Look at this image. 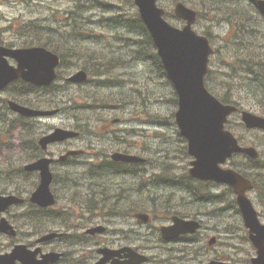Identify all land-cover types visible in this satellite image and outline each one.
Segmentation results:
<instances>
[{"label": "rangeland", "instance_id": "obj_1", "mask_svg": "<svg viewBox=\"0 0 264 264\" xmlns=\"http://www.w3.org/2000/svg\"><path fill=\"white\" fill-rule=\"evenodd\" d=\"M78 1L82 7L79 9L77 6V10L84 11V15H88L90 21L88 22V27L94 29L92 34L96 35V40L91 41V37L85 34L76 35V42H78V46L80 45L83 48H88L92 51V48L95 47L97 54H102L106 58L108 56L121 57L124 53L127 52L128 47H130V43L132 40L130 38L136 39L134 36H126L120 35L118 37H114L113 32L106 28L105 26L97 27L94 21H97L102 13H104V7L101 3H117L123 4L122 0H0V42H8L14 41L15 46H20L22 41L26 39V36L16 35L18 33L17 29L19 28L18 23H23L28 20H38L46 26H52L54 28H59V24L62 23L65 27L68 23V17L70 18L69 22L76 16L70 15L69 10L75 8V3ZM176 0H161V6L166 9L174 8V2ZM190 4L196 6L195 9L198 10L199 19L195 24L194 28L198 33L202 34L204 32H209L211 34V42L212 46L217 50V54L211 57L210 68L213 70V73L208 76L206 79V83L210 89V92H213L216 95L220 96H228L226 94L223 82L228 80L232 83V91L230 95L232 99H235L242 109L251 110L253 112L258 111V107L256 105V100L258 99V89L256 85L252 84V76H249V79H241L242 75L249 73V63L250 61H258L261 62L264 57V48H262L261 38H253L246 39L242 44L248 47V51H243L238 58H234L233 66L230 69L226 63H230V56L232 52H234L236 48V40L235 35L237 34V30L232 28L229 17L230 13L233 12V7L230 2L227 0H223L219 3V0H189ZM242 4V3H241ZM244 6H247L245 3ZM128 8V7H127ZM240 15L244 18L245 21L252 22L254 25H258L260 28L264 29V23L257 22L251 14H247L245 10L241 7H237ZM214 9V10H213ZM81 19V18H80ZM168 20L171 24L175 26H182L185 22L178 17L173 15H169ZM16 31H13V30ZM89 32H87L88 34ZM17 38V39H16ZM94 45V46H93ZM92 47V48H91ZM65 51V50H64ZM66 53V62L63 67H66L70 60V52L67 50ZM83 65H87L90 70L94 69L93 66L96 64V60L85 59L81 62ZM154 64V63H153ZM155 65V64H154ZM154 68V67H153ZM157 69V68H155ZM76 68L69 70L65 76H69L72 72L76 71ZM258 71L256 76L260 79V77H264V73L261 69H257ZM117 74H119V78L122 80L123 85L118 86V90L120 92H132L134 94V98L137 101L136 94L142 96L140 98V102L137 106L148 111L140 117L136 118V113L138 111L134 110L135 108L132 106H128L122 108L121 112L118 114H96V113H104V109H100L95 105L93 109L89 110V115H92L94 119L98 116H105L108 118L119 117L121 119H127L131 114L132 115V124H128L135 128L137 131L144 130L143 134L146 135L145 138L136 139V145H131V148H138L142 153L145 150H148V157L150 159L153 158L154 155H162L166 156L167 160L173 165L176 166L178 172H184V166L189 167V162L191 160L190 157H185L182 150L184 146V142L182 138L179 137L175 125V117L174 113L177 110V104L171 101V97L173 96L171 91H173V86L168 81L163 78H156V73L152 70L150 65H144L142 63L131 62L127 64L122 69H117ZM255 76V75H254ZM130 82H127V81ZM256 84L259 82L253 80ZM58 85L62 86L65 81L61 79L57 81ZM71 91V90H70ZM111 90H105L104 88L97 93V99L103 98L104 95H108L109 99L111 97H116L115 100L120 97V93L116 92L113 94H109ZM117 91V90H115ZM15 90L10 89L5 93L0 94V192L5 190L6 194L11 192L10 189L13 188V184L11 180L5 175L2 170H7L11 174V178L15 177V180L20 185V187L26 189L28 186L24 184L22 179L19 177V171L23 166L32 159L28 153H25L24 150L20 147L23 143L21 142V124L18 123L16 126H10L9 120L11 118L17 119L14 114L9 113L8 110H3L1 105L3 104V99L9 97V95L15 94ZM9 93V95H7ZM72 96L74 98L75 105H84L85 101L80 100L79 96L76 94L77 92H72ZM62 97L67 95L69 96V91H60ZM66 97V98H67ZM144 98L151 100L148 105H142ZM97 104V103H96ZM113 103L112 105H114ZM136 104V102H135ZM111 105V106H112ZM118 109H114L117 111ZM3 112L6 113L2 114ZM94 112V113H93ZM73 113H69L67 111H59L58 114L38 119V124L43 125L41 129H45L50 131L55 127H68L71 124L73 125ZM231 130L236 134L237 137H241L243 143H251L259 144V136L251 133H246L241 126L239 125V121H241L238 115H234L231 117ZM2 123V124H1ZM119 127V126H117ZM140 127H142L140 129ZM103 124L100 123L96 126L95 130L97 134L93 133L91 130L89 133H84L81 138H79L75 143L79 146L84 147L87 143L89 147H93L95 150H100L103 153L110 154L114 150H116V143H113L110 139L106 146H104L103 141L108 140V138L102 135L103 132ZM135 132V131H134ZM101 137V138H100ZM30 141V140H29ZM264 143V142H263ZM64 149V145H54L52 146V150L62 151ZM93 149H89V153L81 158L80 160L86 161L88 168L90 166L89 161H93ZM260 150L264 151V144L260 146ZM140 153V154H142ZM146 155V154H145ZM147 156V155H146ZM77 160L72 162L66 166L62 164H57L55 166L54 172L60 175L63 173L68 174L73 179H77L80 177V173H82V169L85 168L84 163L81 165L82 168L75 167ZM161 161H158V164H161ZM84 166V167H83ZM81 169V170H77ZM149 169H152L150 167ZM15 174V175H12ZM151 174V173H149ZM65 180V178L63 179ZM62 180V181H63ZM81 181V180H79ZM74 182V183H73ZM117 182L116 178L105 184L106 188H94L91 192L87 193L83 196V200L89 197V195L93 193H97L98 191L108 192L107 188L111 189L115 186ZM75 180H68L65 183H58L56 186L54 185V189L56 187V192L59 195H69V190L75 187ZM66 188H65V187ZM33 187L30 186V188ZM68 187V188H67ZM139 187V186H138ZM222 186H215V191H220ZM182 190V189H181ZM96 191V192H95ZM179 186H173L167 189V191H160L152 187L151 190H148L147 193L139 192L135 189L134 193L137 196V201H139L140 197L144 194L148 196V205L153 203L151 197L154 196H162L165 197L160 202H163L167 207L164 209L170 210L174 207L176 209H181L180 207L184 203L190 202L192 200L191 196H189V192L185 190L184 193L180 191ZM68 192V193H67ZM253 202L257 208V210L261 213V218L264 221V206L258 202V199L255 193L251 192L250 194ZM105 198L100 195L97 196V199ZM169 202H165L167 200ZM86 202V201H85ZM102 203H97L100 206ZM181 204V205H180ZM224 204V202H219L218 205L213 206L212 209L208 213H202L201 215H197L202 220H204L206 226L203 228L199 235L198 240L202 246L201 250L197 252L188 250L189 252H181L183 249L176 248L177 245L164 244L159 247L158 243V230L163 224L168 223V219H165V215L162 212L157 213L158 219L154 220V223L151 224H137L134 220H124L120 218H115L118 221L117 225L111 223L109 227L110 232L116 230L118 234L121 230L122 233H129L131 230V226L134 225V229L136 232L140 231L138 235L143 240L137 237V241L133 242V246H139L141 248L140 251L147 252L150 256L155 260L150 264H194L199 263L202 260H208L209 258L215 257L219 252H226L234 257L238 255L243 259V262L240 264H245V258H250V256L255 255V251L252 250L251 245L247 242L244 243V240L241 239L244 236V233L241 229L228 232L225 230L226 221H230V219L234 218L235 215L232 210H219L218 206ZM182 207V206H181ZM205 205L201 204V208H204ZM31 208L27 207L24 210L14 208L10 214L7 213V218L11 219L14 223H19L23 228L24 232H29L25 227L24 221L21 219V215L25 212H29ZM30 224V223H29ZM44 226V225H42ZM107 226V225H105ZM107 228V230L109 231ZM221 237V241L230 242L233 244L234 248H228L227 244H223L221 249L220 243L214 244L212 247L207 245L208 241L215 236ZM119 235H117L118 237ZM135 233H134V235ZM37 237H27L24 233H21L20 237L17 239H7L6 237L0 235V252H6L10 250L15 242L20 241L21 243H34ZM116 236L113 237V239ZM7 240L9 243L13 242L10 248H7ZM123 240V239H122ZM144 245V246H143ZM51 246H55V244H51ZM207 246V247H206ZM174 247L176 249H174ZM183 247H194L193 244H188ZM252 251L249 256L245 252ZM237 251V252H236ZM83 255L79 256L82 257ZM73 258V256H70ZM78 258V257H77ZM75 258V259H77ZM69 263V261H68Z\"/></svg>", "mask_w": 264, "mask_h": 264}, {"label": "water", "instance_id": "obj_2", "mask_svg": "<svg viewBox=\"0 0 264 264\" xmlns=\"http://www.w3.org/2000/svg\"><path fill=\"white\" fill-rule=\"evenodd\" d=\"M158 0H135L138 5L142 19L151 31L160 55L163 58L165 68L170 79L174 82L179 95V111L176 114L184 135L189 141V153L196 157L192 161L190 173L193 177L202 180H214L231 185L238 194V203L243 214L245 224L250 228V237L258 248V258L253 259V264H264V225L258 219L257 213L251 201L246 196L247 189L253 187L252 182L232 169H223V164L234 153L242 152L253 158L259 153L254 147H241L234 135L225 130L224 123L228 116L236 110L235 107L224 105L212 97L207 90L204 77L207 73L209 55L213 53L206 37L197 35L192 30V24L196 19V12L187 8L183 3L176 6V14L188 21L187 26L181 30L170 26L163 21L164 11L157 7ZM264 13V1L257 0ZM5 56H10L18 61V68L10 66ZM44 49L31 48L20 50H7L0 48V90L10 81L23 77L39 84H51L56 78L54 67L59 63L54 56L48 58ZM86 75L82 72L74 77L75 80H83ZM14 110L21 113L32 114L29 109L11 103ZM243 120L248 127H259L264 129V118L252 113L244 112ZM74 136V133L57 130L54 134L43 138L40 143L43 147L47 143L61 140L66 136ZM116 159L130 161L138 158L116 154ZM51 159L43 158L27 166V170H39L41 181L32 194L31 201L40 206L47 207L55 203L54 195L50 185L53 174L50 171ZM24 200L10 195H0V214L14 204L22 203ZM146 221L145 217L143 218ZM174 225L163 228L165 238L176 237L182 233L195 232L199 227L194 221H186L179 217H173ZM0 232L11 236L16 235L14 227L6 218L0 221ZM54 235L42 240L50 239ZM40 249L31 251L25 245H17L7 255H0V264H15L20 260L23 264H48L55 260L49 254L43 260L37 259ZM134 262L140 264L148 258L139 254ZM103 264V263H102Z\"/></svg>", "mask_w": 264, "mask_h": 264}, {"label": "trees", "instance_id": "obj_3", "mask_svg": "<svg viewBox=\"0 0 264 264\" xmlns=\"http://www.w3.org/2000/svg\"><path fill=\"white\" fill-rule=\"evenodd\" d=\"M126 4L129 6V9H126L122 5H118V4L111 5L109 9L110 13H108V15H102L99 23L109 28L113 32L115 38L120 35L134 36L136 39L130 38L132 40V43L130 44V46H132L130 51L131 57L153 59L154 62L156 63L157 71L160 74L166 76L163 66L160 63V60L155 51L151 37L149 36L146 27L142 23L132 0H127ZM70 13H76V11L73 10ZM24 31H28L31 36H36L37 38L36 39L35 37H33V41H31L30 44L35 43V44L51 47L52 49L60 53L62 57H65V52H67L68 50L70 52V55H77V57L82 60L85 57H88V59L96 60L97 67L91 70V75L96 80V83L100 84L99 87L109 86L110 88H112L114 86H118L120 81L117 76L113 75V72L116 68H121L126 63L127 60L123 57V55L121 57L111 56L110 58H107L104 63V57H102V55L97 54L96 51L80 50L79 48H77L78 45L76 42L72 43L71 40L68 39H63L66 43L65 42L60 43L57 40L55 41L53 35L54 29L47 28L45 30L44 28L41 27L36 29H24ZM62 36L68 38V36L65 35ZM70 48H75V49H70ZM103 76L107 77V80L102 81L101 78ZM41 91L47 94L50 92V90L47 88H42ZM92 92L93 94L91 95L94 96V91ZM84 98H87V95ZM128 100L134 102V97L128 95ZM118 101H122V98L119 97ZM31 151L34 152L35 148L31 149ZM35 154H36L35 156H37L38 153L36 152ZM243 158L244 157L241 158V156H237L236 159L233 161V163L238 167L240 172H242L244 175L250 177L253 180L255 185L254 186L255 190L257 191V194L262 204H264V171L261 172L256 170V169H261L264 162L262 158L258 160H251V159L243 160ZM120 165L121 164L119 165L117 164L118 167H116L115 169H119ZM161 169H173V167L167 165V166H161ZM185 176L187 178V183L194 184L192 185L194 186V188L199 187L201 192L200 204H204L205 207H208V206H216L219 204V202L225 201L228 203L229 208L232 209L236 218V216L238 215V208H237L236 200L233 196V192L230 188L224 187L223 190L220 191L219 193H213V190L211 189L210 187L211 185L209 183L196 182L193 179H191L187 174H185ZM156 177L158 179L163 180L165 174L160 173ZM15 190L19 194L23 193V190L20 189H15ZM194 201L197 200L194 198ZM172 209H174L177 213H180L182 215L193 216V213H189L190 209L188 208H182L178 210L173 207ZM41 214H45V213L41 212Z\"/></svg>", "mask_w": 264, "mask_h": 264}, {"label": "bare ground", "instance_id": "obj_4", "mask_svg": "<svg viewBox=\"0 0 264 264\" xmlns=\"http://www.w3.org/2000/svg\"><path fill=\"white\" fill-rule=\"evenodd\" d=\"M168 16L164 17L163 18V21L168 23L170 26L174 27V28H178V29H181L183 30L187 24L185 23L184 25L178 27V26H175L173 24H171L168 20ZM177 17V16H176ZM180 19V18H179ZM200 34V33H199ZM153 38V37H152ZM210 47L212 48L213 50V53L209 55V60H211V57L214 56L215 54H217V50H215V48L212 46V44H210ZM54 57L58 59L60 65L63 67V65L65 64L66 62V53H65V57H62V55L60 53H54ZM153 63L156 65V63L153 61ZM207 69H209V65H207ZM110 76V75H109ZM210 95L212 97H214L216 100H218V102H220L221 104L223 103H230L231 101L234 102V100L232 98H230L229 96H220V95H213L210 93ZM99 96V95H98ZM97 96V97H98ZM96 97V102H95V105L98 106L99 108H103V107H107V106H111L113 103H115L114 105H116L118 103V98L115 100L116 97H111V99L108 100L109 96L108 95H104V99L103 98H100V99H97ZM97 103V104H96ZM113 106V105H112ZM243 112L240 110V109H236L235 110V115H238L240 116ZM224 126L225 127H229L231 128V123L229 122H225L224 123ZM234 136H236V134L234 132H231ZM101 138V137H100ZM236 138V137H235ZM237 139V138H236ZM238 140V139H237ZM264 162V160H263ZM116 167H118L117 165L109 162V160L105 161L101 167L99 166H96L94 165L93 163H90V166H89V169H104L102 171H100V173L98 175H93V178L90 180V182H95L97 181L96 179L97 178H104L106 177V175H109L110 172H111V169H115ZM258 171H264V163H263V166L261 169H256ZM178 181L183 184V185H187L186 187H184L182 190H186L188 191L189 193V196H191V198L193 199L195 195H200V189L199 188H194V186L190 185L188 186L187 182L183 179H178ZM74 183V182H73ZM76 184V183H75ZM77 185V184H76ZM75 185V186H76ZM137 186H139L142 190L144 191H148L149 190V187H146L145 185H142V184H137ZM173 186H179L177 184H171L170 187H173ZM65 187V186H64ZM189 187V188H188ZM66 188V187H65ZM68 188V187H67ZM104 188V187H103ZM73 189V188H72ZM96 189V188H95ZM100 189V188H99ZM135 191V190H134ZM139 191V190H138ZM96 192V191H95ZM140 192V191H139ZM68 193V192H67ZM106 192L104 191H98L97 193H93L91 195L86 196L87 198L85 199L86 203H93V204H97L99 203V199H97V196L100 195L102 197H105ZM165 197H163L164 199ZM124 199V196L123 198ZM148 196L147 194H144L140 197L139 201H137L136 203H133L134 205L133 208L137 211L136 214H128L127 216H120V215H116L115 218H120V219H124L125 221L126 220H134L137 224H143L142 221L144 220L143 218L145 217L146 221H148L149 224H151L152 222L154 223V220L155 219H158L157 215L156 214H153L152 216L150 215H144V211L150 207V204L148 205ZM165 202H169L168 199L167 200H164ZM224 204L218 206L219 210L223 211V210H229V205L227 202L223 201ZM102 204H100V206L104 207L106 206L108 203L105 201V202H100ZM191 202H187V203H184V204H180L181 206H177V207H180L181 209L184 208L187 204H190ZM109 204L110 206H114V207H118V209L123 213L125 208H130V203L129 202H126L124 200H119V201H116V200H113V199H110L109 201ZM132 204V203H131ZM158 212H162V213H167V209H164V207L166 208L167 205H165L163 202H158ZM232 210V209H230ZM201 215V214H199ZM32 218H33V223H34V226L36 227V232L38 231L37 229H42V225H44V218L42 216H39V215H32ZM187 221H191V217H186ZM195 225H197L200 230H202L203 228H205L206 224L204 222V220H202L200 217L196 216V219L194 220L193 222ZM167 227H170V224H163L159 230H158V243H159V247L160 246H163L164 244L168 245L169 243H171V238H165L164 235H163V228H167ZM131 230L129 231V233H133L134 232V225L131 226L130 228ZM110 231V229H109ZM136 236H139L138 233L135 234ZM140 237V236H139ZM179 240V244L177 246H175L176 248H179V249H183V246H187L188 244H191L193 242V240L195 239V234L194 235H191L190 238H188L186 236L185 233H182L178 236H176ZM198 239V238H197ZM246 241H244L245 243ZM223 244H227V247L228 248H234L233 247V244L230 243V242H220V246H221V249L223 247ZM237 252V251H236ZM245 252L246 253H249L250 251H247L245 249ZM223 254H225V256L221 259V260H215L213 257L212 258H209L208 260H202L200 263L201 264H234L235 263V260H236V257H234L233 255H230L229 253H226L225 251L222 252ZM68 264V263H67ZM179 264V263H178ZM246 264H251V258H248L246 259Z\"/></svg>", "mask_w": 264, "mask_h": 264}, {"label": "flooded vegetation", "instance_id": "obj_5", "mask_svg": "<svg viewBox=\"0 0 264 264\" xmlns=\"http://www.w3.org/2000/svg\"><path fill=\"white\" fill-rule=\"evenodd\" d=\"M100 202H105V198H101L99 199ZM130 203V202H129ZM130 205V208H125L123 214L125 216H127L128 214H136V210L133 208L132 205H134L133 203L129 204ZM93 225V224H92ZM96 225V224H94ZM104 237L105 235H97V234H85L84 237H83V242L87 245H90L91 246H88L89 248L92 247L94 250V255L91 256L90 258L86 259L85 262H83V264H93L94 262H96L97 260L100 259V255L98 254L97 250H98V247L100 246H105L106 244V240H104ZM176 242H179V240H177ZM127 244L121 242V241H116L114 240V244H112V246H114V248H122L123 246H125Z\"/></svg>", "mask_w": 264, "mask_h": 264}]
</instances>
